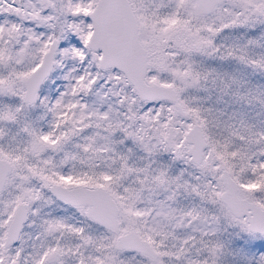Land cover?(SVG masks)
I'll use <instances>...</instances> for the list:
<instances>
[{
  "label": "snow or ice",
  "instance_id": "1",
  "mask_svg": "<svg viewBox=\"0 0 264 264\" xmlns=\"http://www.w3.org/2000/svg\"><path fill=\"white\" fill-rule=\"evenodd\" d=\"M0 264H264V0H0Z\"/></svg>",
  "mask_w": 264,
  "mask_h": 264
}]
</instances>
